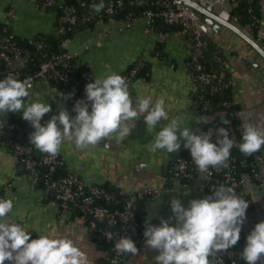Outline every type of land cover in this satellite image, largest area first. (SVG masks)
Here are the masks:
<instances>
[{"label": "crops", "instance_id": "0c3cea01", "mask_svg": "<svg viewBox=\"0 0 264 264\" xmlns=\"http://www.w3.org/2000/svg\"><path fill=\"white\" fill-rule=\"evenodd\" d=\"M9 10H13L12 16L8 15ZM262 23L264 27V15ZM0 24H6L15 35L26 39L42 34H57L55 12L53 9L39 8L35 0H0ZM116 25V22H96L66 39L63 45L67 50L77 53L76 64L88 68L92 81L112 73L121 75L138 60L146 62L147 76H138L129 84L133 106L137 94L150 95L153 102L163 97L169 120L175 118L182 128L187 127L196 132L200 118L192 107L191 74L186 65L190 50L186 41L172 32H146L143 18H137L128 28L118 29ZM206 33L209 39L223 48L232 64L233 100L244 110L248 121L264 130L261 55L225 26L208 28ZM159 51L164 57L158 55ZM14 66H24L23 58L15 59ZM29 91L33 100L51 105L52 115L58 114L61 107L67 109L71 116L76 115L72 111L70 91L51 81L38 79ZM167 122L161 120L156 131ZM154 135L147 131L141 116L129 136L122 141H117L113 135L85 149L64 142L59 152L68 168L88 183L114 185L123 193L145 188L156 190L154 196L146 198V203L148 213L159 225L161 217L167 219L173 215L170 207L172 198H179L187 206L192 199L206 197V191L199 178L179 180L170 175L169 167L181 155L183 144L179 152H151L148 148ZM261 170L264 174V165ZM0 198L13 199L11 219L30 232L31 239L38 238L39 234L72 239L86 254L88 264H98L99 259L104 261L102 249L95 245L82 218L70 214L58 216L55 202L43 198L38 185L27 171L19 167L15 155L1 139ZM261 221H264V206L258 210V222ZM252 230L247 227L246 241ZM157 254L155 250L147 248L144 241L136 255L126 254L123 264H154Z\"/></svg>", "mask_w": 264, "mask_h": 264}, {"label": "clouds", "instance_id": "9594fccd", "mask_svg": "<svg viewBox=\"0 0 264 264\" xmlns=\"http://www.w3.org/2000/svg\"><path fill=\"white\" fill-rule=\"evenodd\" d=\"M90 7L100 13L105 4L100 0ZM31 87L30 80L21 81L11 74L0 80V118L9 112L22 113V118L34 129L29 141L41 153L56 156L64 142L85 149L113 135L117 141H122L143 116L147 131L155 134L149 151L179 152L183 144L190 150L200 173L208 172L210 166L217 170L221 166L227 167L234 146L228 128H217L216 142H213L211 135L182 128L175 118L169 120L163 97L153 102L152 96L137 94L133 106L129 84L117 73L105 78L96 77L94 82L86 85V101H76L72 109L75 116L61 107L58 114L43 123L45 114L51 112L52 107L49 103L33 100ZM161 120L168 122L156 131ZM129 122H132L131 127ZM222 123L230 124V121L223 120ZM262 145L264 130L245 125L243 142L239 145L241 153L252 155ZM170 207L173 215L167 219L161 217L159 225L150 222L153 216L145 219V246L158 253L154 264H209L211 254L226 252L240 240L249 203L231 187L220 185L214 188L212 195L192 199L187 206L174 197ZM13 208L12 198H0V264L5 261L9 264H88L86 254L72 239L52 238L47 234L31 239V233L11 219ZM115 249L132 255L139 251L135 241L126 236L116 242ZM241 257L246 264H257V261L264 264V221L256 223L247 236Z\"/></svg>", "mask_w": 264, "mask_h": 264}, {"label": "built area", "instance_id": "2783aa9c", "mask_svg": "<svg viewBox=\"0 0 264 264\" xmlns=\"http://www.w3.org/2000/svg\"><path fill=\"white\" fill-rule=\"evenodd\" d=\"M201 5H223L225 9L232 13V9L238 3V0H196ZM253 3L255 0H248ZM37 6L43 9L52 10L56 6L60 8V14L56 17L57 34H64L77 27H83L94 22H116V28L131 27L137 18L145 20V31L154 30L155 21L161 18L169 25L178 26L179 29L172 31L180 35L187 43L190 54L186 65L191 74V96L193 110L199 115L200 121L211 123L217 118L221 121L228 120L230 124L218 126L210 124L206 127L198 126L197 134L211 135L213 142H216V129L219 127L228 128L229 138L233 140L234 147H239L243 142L238 135V129L243 131L244 126L253 124L245 117L244 110L241 107L234 108L237 103L232 99L225 98L220 102V108H213L212 101L209 96L214 92H220L233 86L234 80L228 73L232 72V64L228 57L219 58L220 66L217 70H205L201 60L205 55V47L207 45L206 31L207 22L198 15L196 10L182 0H140L141 3L150 4L139 15L129 13L127 16L118 17L116 14L124 6V0H107L103 2L105 8L100 13L87 12L81 14L77 11L75 3L86 5L81 0H35ZM228 5V6H227ZM260 7L264 14V0H260ZM54 11V10H53ZM251 21L245 25L239 23V17L233 14L236 24L246 30L264 49V27L263 15L259 17L253 7L249 8ZM9 16L13 15V10H9ZM256 20H259L258 25ZM257 29V30H255ZM15 34L12 32L7 37H3L0 41V60H4L8 75L19 77L21 68L15 67L14 60L23 58L24 65L27 57L22 54L21 48L18 47L12 38ZM34 38H29L33 42ZM42 46V43L38 44ZM77 53L66 50L58 56H53L40 63L38 69L34 73H30L21 77V81L30 80L33 86L38 79L49 80L51 77L69 85V75L63 72L59 65L66 66L70 60L76 59ZM143 61L138 62L121 74L128 84H132L137 78ZM83 77L92 82L87 71L83 73ZM70 93L76 96L77 88L72 86ZM210 95H208V94ZM85 100L86 97L77 98V100ZM75 102L71 103L74 107ZM90 103V102H89ZM89 111L91 108L89 107ZM233 117H238L240 121L235 123ZM28 124L30 122L26 121ZM21 129L17 123L2 122L0 120V139L10 130ZM34 146L21 142L18 136L14 137L13 145L8 147L15 155L18 164H22L27 173L38 185L43 180V185L39 187L43 198L46 200L49 196L57 206V214L62 217L64 215H76L82 218L84 224L89 230L92 240L99 247L104 242L111 243L109 247H101L107 264H123L125 253H119L115 249L116 242L121 237H129L135 241L137 248L145 241L144 231L142 234L135 233V224L137 221L136 210L139 197H152L156 190L145 188L137 192L116 193L106 186L105 183H88L78 173L68 168L67 163L61 153L56 156L44 154L41 158H34L32 151ZM184 151V149H183ZM182 151V153H183ZM181 155L172 162L169 167L170 175L175 179H195L199 178L205 187L206 196L212 195L214 188L220 185L231 187L235 193L249 203L246 210V228L249 226L254 229L258 223V210L260 206H264V174L261 166L264 165V149L253 153L249 161L244 157L238 161L236 156L232 155L227 160V167L221 166L219 170L209 167L208 172L200 173L191 158L190 150L188 155ZM39 164L46 165L50 172L56 171L60 166H66L68 172L64 175L51 177L48 172L42 176L36 170ZM239 166H246L241 170ZM125 194L120 197V194ZM150 214V213H149ZM247 234V230H246ZM244 249V248H243ZM209 264H227L231 259L232 264H237L236 251L227 250L226 252H214L209 257Z\"/></svg>", "mask_w": 264, "mask_h": 264}, {"label": "trees", "instance_id": "16d2710c", "mask_svg": "<svg viewBox=\"0 0 264 264\" xmlns=\"http://www.w3.org/2000/svg\"><path fill=\"white\" fill-rule=\"evenodd\" d=\"M74 0H68V2H73ZM86 3V5H80L78 3H75L76 9L79 13L84 14L87 12H93L91 9V4L93 3H99L100 0H81ZM107 0H103L105 2ZM150 6V4H145L141 3L140 0H124V6L121 8V10L116 14V16L124 17L127 16L129 13H134V15H139L140 13L143 12L145 8ZM253 7L254 11L257 13L259 17L263 15L261 5H260V0H255L253 3H249L248 0H238V3L236 6L233 7L232 13L237 15L239 17V23L241 25H245L248 21H251L250 18V12L249 8ZM54 12L56 14V17L60 14V8L56 6L54 9ZM259 20H256V24L258 25ZM94 22L91 24H88L83 27H77L74 28L71 31H68L64 34H42L34 37V41L30 42L29 39L22 38L18 35H15L12 38V41L21 48L22 54L27 57L26 64L21 68V74L19 77H15L19 80H21V77L28 75L30 73H34L41 62L52 58L53 56H58L62 54L64 51L67 49L64 47V41L70 37H74L75 35L79 34L84 28L93 26ZM179 29L178 26L175 25H169L165 23L161 18H158L155 21L154 24V30L159 31L162 33L166 32H172L174 30ZM257 30V29H255ZM12 33L11 29L9 26L6 24H0V41L3 39V37H8ZM206 40H207V45L205 47V55L204 58L201 60L202 64L204 65L205 70L211 71V70H217L218 67L220 66V58H226V54L216 42L212 41L211 39L208 38L206 35ZM42 43V46H39L38 44ZM158 55L161 57H164L161 51L158 52ZM138 61L133 63L129 68L134 66ZM143 66L140 68L138 76H147L148 73V64L143 61ZM6 63L4 60H0V80L6 78L8 76L7 68H6ZM60 69L65 72L66 74L69 75V80L70 84L69 85H64L62 82L59 80L55 79L54 77H51L49 81L57 85L58 87L70 91L72 86H76L77 88V94L76 96H72V102H75L77 98H84L86 97L85 93V88L86 85L90 82H88L84 77L83 73L88 70V68L85 65H77L76 64V59L70 60L66 66L59 65ZM128 68V70H129ZM231 75V73H228ZM137 76V77H138ZM94 82V81H92ZM208 94V93H207ZM210 95V94H208ZM210 100L212 101V107L217 109L220 108V102L224 100L225 98L232 99L231 95V88L220 91V92H214L212 95L209 96ZM234 108H238L239 105L235 104L233 106ZM52 116V111L45 114L42 123L46 122L51 119ZM2 122H8V123H17L21 129H14L8 131L6 134H4L1 137V140L6 142L8 147H11L13 145L14 137L18 136L21 142L26 143V144H31L29 141V136L30 134L34 131L32 128L31 124L27 123L23 118H22V113H14V112H9L7 113L3 118L0 119ZM233 121L235 123H238L240 119L238 117H233ZM210 124L218 125V126H223V123L221 120L218 118L216 120H213L211 123H204L200 122L199 126L200 127H206L209 126ZM238 135L241 139H243V131L238 129ZM32 151V156L36 159L41 158L44 153L39 152L35 147H33ZM231 155L236 156V158L241 160L242 158L246 157L251 159V156H245L243 153H241L239 147H234L231 150ZM188 149L184 148L183 155H188L189 153ZM19 167L22 168L23 171H27L26 168L22 165L19 164ZM36 170L39 171L41 176L48 172L51 177H56L58 175H64L68 172V168L66 166H60L56 169L54 172H50L48 170V167L43 164H39L36 167ZM241 170L246 169V166H239ZM181 180H189L187 178L181 179ZM43 185V180H40L38 183V187ZM107 187H109L111 190L115 191L116 193H120V189L114 185L106 184ZM125 194H120V197H124ZM47 201L52 200V197L49 196ZM151 216L148 211H147V203H146V197H139L137 201V210H136V224H135V233L137 234H142L143 231L145 230V219L146 217ZM246 219H247V212H246ZM152 224H156V220L153 218L150 221ZM246 220L241 228V235H240V240L237 242L235 246L230 248L229 250L236 251V259H237V264H245V261L241 257V252L243 248L246 246ZM111 243H108L107 241L104 242L102 245L99 247L106 248L110 246ZM127 253H125L126 256ZM107 260L104 257V261L101 259L98 260V264H107ZM227 264H232L231 259L228 260Z\"/></svg>", "mask_w": 264, "mask_h": 264}, {"label": "water", "instance_id": "95a60500", "mask_svg": "<svg viewBox=\"0 0 264 264\" xmlns=\"http://www.w3.org/2000/svg\"><path fill=\"white\" fill-rule=\"evenodd\" d=\"M182 1L194 8L198 15L205 19L208 25L207 29H218L222 26L229 28L241 39L247 42L253 49H255L257 53L264 59L263 47L246 30L242 29L236 24L233 14L225 9L223 5H201L196 0ZM5 264H9V262L5 261Z\"/></svg>", "mask_w": 264, "mask_h": 264}, {"label": "rangeland", "instance_id": "374dc122", "mask_svg": "<svg viewBox=\"0 0 264 264\" xmlns=\"http://www.w3.org/2000/svg\"><path fill=\"white\" fill-rule=\"evenodd\" d=\"M260 63H262V65H263V70L261 71V73H262L261 74V77L264 79V61H263V58L262 57L260 58Z\"/></svg>", "mask_w": 264, "mask_h": 264}]
</instances>
